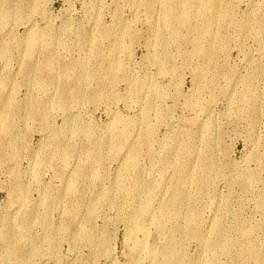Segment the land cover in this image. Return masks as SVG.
<instances>
[{"label":"rangeland","instance_id":"rangeland-1","mask_svg":"<svg viewBox=\"0 0 264 264\" xmlns=\"http://www.w3.org/2000/svg\"><path fill=\"white\" fill-rule=\"evenodd\" d=\"M169 256L264 264V0H0V264Z\"/></svg>","mask_w":264,"mask_h":264},{"label":"bare ground","instance_id":"bare-ground-1","mask_svg":"<svg viewBox=\"0 0 264 264\" xmlns=\"http://www.w3.org/2000/svg\"><path fill=\"white\" fill-rule=\"evenodd\" d=\"M170 11V10H169ZM132 150V149H131ZM131 157H132V155H131ZM170 206V205H169ZM168 206V207H169ZM170 208V207H169ZM178 209V208H177ZM166 210V209H165ZM172 210V209H171ZM170 210V211H171ZM179 210V209H178ZM168 211V210H167ZM166 211V212H167ZM175 210H173V212H174ZM176 213H177V211H176ZM172 215H173V213H172ZM151 254H154L155 253V251H154V249L153 250H150L149 251ZM165 252L167 253V254H171L172 253V250L171 249H168V248H166L165 249ZM176 258H174V257H171V256H169V258L167 259V261H166V263L165 264H177V261L175 260Z\"/></svg>","mask_w":264,"mask_h":264}]
</instances>
